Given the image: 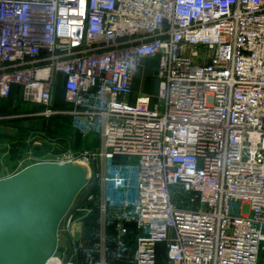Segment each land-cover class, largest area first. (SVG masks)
<instances>
[{"label": "built area", "instance_id": "2783aa9c", "mask_svg": "<svg viewBox=\"0 0 264 264\" xmlns=\"http://www.w3.org/2000/svg\"><path fill=\"white\" fill-rule=\"evenodd\" d=\"M14 89L100 141L52 161L98 183L47 264H264V0H0V101Z\"/></svg>", "mask_w": 264, "mask_h": 264}, {"label": "water", "instance_id": "95a60500", "mask_svg": "<svg viewBox=\"0 0 264 264\" xmlns=\"http://www.w3.org/2000/svg\"><path fill=\"white\" fill-rule=\"evenodd\" d=\"M97 168L80 161L39 162L0 179V264H47L60 227L82 192L97 190Z\"/></svg>", "mask_w": 264, "mask_h": 264}, {"label": "rangeland", "instance_id": "374dc122", "mask_svg": "<svg viewBox=\"0 0 264 264\" xmlns=\"http://www.w3.org/2000/svg\"><path fill=\"white\" fill-rule=\"evenodd\" d=\"M145 79L140 77L137 80L138 86L133 98H136L140 94L150 96L153 106L159 103L158 94L160 82L150 75L146 76ZM11 104V102L5 103L4 105L1 104L0 111L2 113L4 112V114H12L13 109L10 107ZM2 113L0 114L3 115ZM24 122L22 120H12L5 123L0 122V179L20 171L22 165H32L36 161L52 162L57 155V147L49 143V141H42L43 139L38 140L40 139V135L37 132L26 133L20 130L19 124H24ZM92 142L95 143L96 140L93 139ZM89 190L90 187L85 189L79 196L78 202H76L79 203L88 194ZM241 207L240 203L235 204L234 212L240 211ZM59 236H61V240L63 241V234H59Z\"/></svg>", "mask_w": 264, "mask_h": 264}, {"label": "crops", "instance_id": "0c3cea01", "mask_svg": "<svg viewBox=\"0 0 264 264\" xmlns=\"http://www.w3.org/2000/svg\"><path fill=\"white\" fill-rule=\"evenodd\" d=\"M150 63L151 61H146V60L141 61L140 67L137 69V72H136V79H134V82H133L134 93L138 86L137 80H139L140 77H142V79H145L146 76H149V75L151 76V71L147 73L144 72V67L149 68ZM149 69L152 70L153 67ZM63 82H64V79L61 78L58 90L55 95L53 108L59 111H71L73 109V106L65 102V92L62 87ZM7 101L13 104L11 106L13 109V113L3 114V115L0 114V117H2V119H0L1 123H5L7 121H12V120L25 121L24 124H19L20 130L25 131L26 133L27 132L28 133L37 132L38 135L45 134L48 131V133L51 135L67 138L69 140V147H68L69 150L76 152V153L80 151H96L99 148V145H100L99 137L95 134H90L86 137L83 136L78 130L74 128L71 116L57 115L51 118L40 116L39 114L43 113L45 109L41 106H36V105L27 104L23 102L21 95H20V90L18 89H14V95ZM7 101H2V102H7ZM23 104H26V105L24 106ZM7 117H11V118H7ZM47 119L48 120L50 119L48 129H46L47 123L45 122L47 121ZM93 139L96 140L95 143L92 142ZM39 162H43V161H36V163H39ZM30 165L31 164H28L25 166L22 165L20 167V171ZM12 175H8L6 177H10ZM6 177H3V178H6ZM160 258L162 260L163 256Z\"/></svg>", "mask_w": 264, "mask_h": 264}, {"label": "trees", "instance_id": "16d2710c", "mask_svg": "<svg viewBox=\"0 0 264 264\" xmlns=\"http://www.w3.org/2000/svg\"><path fill=\"white\" fill-rule=\"evenodd\" d=\"M5 103H9V102L8 101L7 102H2L1 101L0 105L1 104L4 105ZM12 105L13 104H11L10 107ZM23 105L25 106L26 104H23ZM0 113H2V112L0 111ZM2 114H4V112ZM45 122L47 123V128L46 129H48L49 128L50 119L49 120L47 119V121H45ZM39 138L40 139H38V140L43 139L42 141H49V143H51L52 145L56 146L57 147V151H58V152H56V154H60V153H62L64 151H66V150H69V148H68L69 147V140L67 138L57 137V136L51 135V134L48 133V131L45 134H41Z\"/></svg>", "mask_w": 264, "mask_h": 264}]
</instances>
